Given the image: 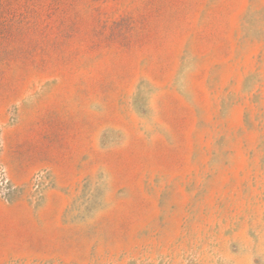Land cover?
I'll return each instance as SVG.
<instances>
[{
	"label": "rangeland",
	"instance_id": "rangeland-1",
	"mask_svg": "<svg viewBox=\"0 0 264 264\" xmlns=\"http://www.w3.org/2000/svg\"><path fill=\"white\" fill-rule=\"evenodd\" d=\"M0 264H264V0H0Z\"/></svg>",
	"mask_w": 264,
	"mask_h": 264
}]
</instances>
